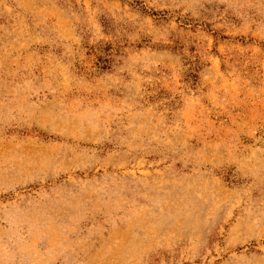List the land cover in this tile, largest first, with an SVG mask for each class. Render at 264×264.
Masks as SVG:
<instances>
[{"label": "rangeland", "instance_id": "374dc122", "mask_svg": "<svg viewBox=\"0 0 264 264\" xmlns=\"http://www.w3.org/2000/svg\"><path fill=\"white\" fill-rule=\"evenodd\" d=\"M0 264H264V0H0Z\"/></svg>", "mask_w": 264, "mask_h": 264}]
</instances>
